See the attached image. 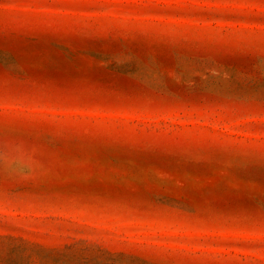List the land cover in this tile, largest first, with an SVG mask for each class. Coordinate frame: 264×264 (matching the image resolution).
<instances>
[{"label":"rangeland","instance_id":"rangeland-1","mask_svg":"<svg viewBox=\"0 0 264 264\" xmlns=\"http://www.w3.org/2000/svg\"><path fill=\"white\" fill-rule=\"evenodd\" d=\"M0 264H264V0H0Z\"/></svg>","mask_w":264,"mask_h":264}]
</instances>
